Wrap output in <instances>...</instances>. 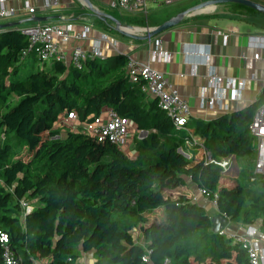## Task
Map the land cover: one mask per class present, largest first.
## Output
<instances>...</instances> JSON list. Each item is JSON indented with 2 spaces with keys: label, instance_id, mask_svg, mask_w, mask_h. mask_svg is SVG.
Segmentation results:
<instances>
[{
  "label": "trees",
  "instance_id": "1",
  "mask_svg": "<svg viewBox=\"0 0 264 264\" xmlns=\"http://www.w3.org/2000/svg\"><path fill=\"white\" fill-rule=\"evenodd\" d=\"M28 44L17 28L0 33V233L21 264H77V248L92 253L93 264H250L245 250L212 232L206 209L178 190L192 182L221 215L259 223L264 235V176L255 173L250 131L261 101L177 130L129 82L124 56L89 59L82 69L60 61L39 66L36 57L22 59ZM107 109L147 133L136 137L133 156L85 132ZM69 113L76 119L65 123ZM74 121L80 128L57 138L56 126ZM233 157L240 174L227 185L219 163ZM33 200L38 205L25 212L23 201ZM159 209L160 223L147 228ZM3 250L0 243V264Z\"/></svg>",
  "mask_w": 264,
  "mask_h": 264
},
{
  "label": "crops",
  "instance_id": "2",
  "mask_svg": "<svg viewBox=\"0 0 264 264\" xmlns=\"http://www.w3.org/2000/svg\"><path fill=\"white\" fill-rule=\"evenodd\" d=\"M50 1L52 4L48 6L49 0H7V4L16 10V14L3 25L11 24L13 25L12 27L18 29L37 24H56L62 27L72 24L73 31L77 34L84 33L86 28H88L86 36L83 39H72L67 44L61 42V46L66 52L68 58H70L74 47L81 46L85 50H89L94 43L101 40L102 50L106 59L121 55L127 57V60L133 59L142 63L150 62L152 68L163 73L168 82L179 91L180 95L187 99L191 107L192 115L189 123L208 121L219 115L238 111L254 102L261 101V104L263 103L264 61L256 60L254 55L256 53L264 55V51L261 49H252L249 46V37L264 35V15L255 10L254 11L257 13L252 12L250 10L251 8L247 6L238 3H222L215 6H207L197 12L187 15L179 25L161 33L151 40L142 41L122 35L115 29V27L110 25V23H112L111 21H102L97 15L92 13L85 0H58L59 2L57 5L53 4V0ZM87 1L95 9L116 18L114 14L110 13L111 11H118L113 7L116 4V0ZM183 1L187 0H181L172 5H160L159 2L152 1L149 3L148 9L151 5L152 8H161L162 6L172 7ZM194 1L195 3H193ZM206 1L210 0H192V4L176 6L171 12H167L155 23H149L150 26L145 28L158 27L171 18L176 17L178 14ZM250 1L264 5V0ZM238 5L243 6V8L241 7L242 10L251 12L256 16L242 18L239 16L228 15L229 12L236 13L241 10ZM28 8H34L35 12L30 14ZM130 15L132 17L131 21L135 24H140L141 20H144L141 13ZM145 17V19H147L148 16ZM121 22L124 25H131V22ZM109 27L114 30H110ZM136 31H138V29H136ZM145 34L146 33L142 30L138 32L139 36ZM158 39L162 41L163 49L168 55L167 57H160L157 55L155 61H150L151 52L154 50V43ZM193 50H197L199 54H192ZM205 50L209 51L211 54L209 65L203 64L202 61L201 52ZM211 68H215L218 76L223 80L222 88L226 89V100L221 105H217L214 109L205 110L201 108V98L205 89L209 87L208 75ZM228 79H231L236 83L245 81V89L240 101H234L231 99L232 90L226 87V81ZM208 94L212 95L213 89H209ZM146 96L150 101H154L149 95ZM227 105L229 106V110H225ZM76 122L77 121L67 123L69 125L68 128L72 129V127H74L75 130L80 128L75 127ZM58 132L59 135L57 138L65 139L66 132L61 130ZM130 134L134 135L132 140L129 139ZM146 135L145 132L139 131L137 128L134 131L130 130L127 138L128 148L126 149V152L128 153L129 151H132L131 149H134L137 136L141 139ZM192 147V144H187L186 146L184 154L188 159L193 155ZM133 155V153L129 154V156ZM256 158L255 151L253 159L256 160ZM231 170L233 171L231 168L228 172ZM223 175L227 177L229 176L226 175V173ZM232 179H236V177H233ZM178 193L187 194L204 208L206 201L209 200L208 197L200 194V189H198L192 182H188L185 187L179 188ZM156 212L157 215L153 216L148 223L145 224L147 228L154 223H160L162 210L159 209ZM219 215L221 214L217 210L213 217ZM212 219L213 218L211 217V220ZM251 226H259L260 228L259 223L256 225L235 223L233 225L232 221L228 222L226 228L229 232L242 233ZM261 233L260 230L259 239L264 241V235ZM133 235L135 239L139 241L138 243L143 246L146 245L144 235L139 229H134ZM80 254V258L76 261L77 264L94 263L92 253H84L80 249ZM87 259L90 260L87 262ZM42 264H46V262Z\"/></svg>",
  "mask_w": 264,
  "mask_h": 264
},
{
  "label": "built area",
  "instance_id": "3",
  "mask_svg": "<svg viewBox=\"0 0 264 264\" xmlns=\"http://www.w3.org/2000/svg\"><path fill=\"white\" fill-rule=\"evenodd\" d=\"M152 1L159 2L160 5H172L181 0H116L113 6L120 12L128 14L141 13L147 16L148 5ZM58 0H53V4L57 5ZM52 4L49 0L48 6ZM28 12L33 14L34 8H28ZM16 14V10L7 4V0H0V26L6 21L12 19ZM5 30V29H4ZM3 30H0V33ZM18 31L27 37L29 44L28 47L22 52V59H27L31 55L38 60L46 63L51 61H60L66 64H72L77 69H82L83 64L89 59L105 60V54L102 50V41H97L93 44L91 49L85 50L81 46L73 48L70 58L67 57L66 52L61 46L69 43L72 39L81 40L86 36V31L77 34L73 31V25L59 26L56 24H37L33 26L18 28ZM249 46L252 49H261L264 51V35H255L249 37ZM192 54H199L197 50H193ZM157 55L160 57H167L168 53L164 51L161 40H156L154 43V50L151 52L150 61H155ZM203 64L209 65L211 61V54L205 50L201 52ZM256 60H263L264 55L256 53L254 55ZM126 73L129 82L139 83L142 92L149 95L156 101L160 110L170 117L177 130L183 129L189 124L191 119V107L179 91L171 85L163 73L155 70L148 63H142L133 59H128ZM222 78L218 76L215 68H211L208 75V88L201 98L202 109H214L217 105H221L226 100V89L222 88ZM245 81L236 83L228 79L226 87L232 90L231 99L240 101L243 91L245 89ZM209 89H213V94L209 95ZM229 110V106L225 107ZM68 119L75 120L76 116L69 113L65 123ZM133 123L129 118L120 116L113 110H105L103 114L91 118L85 124L84 130L86 133L92 135L97 142L106 143L110 142L116 145L123 151L128 148V136L130 127ZM251 135L255 138V173L264 176V99L263 103L257 110L253 122L250 126ZM222 167L223 174L227 173L232 168V158H228L219 163ZM200 194L207 197L208 194L205 190L200 189ZM216 206V200L212 201ZM25 212L32 211V207L28 202L22 203ZM259 226H251L242 233L229 232L226 227L221 229L217 234L230 240L233 244L239 245L246 251L250 264H264V245L259 239ZM8 236L5 233H0V243L2 244L4 264H21L20 256L8 244ZM150 254V251H148ZM69 262L72 259L68 260ZM144 262L148 263V257H144ZM164 264H171L169 259H166Z\"/></svg>",
  "mask_w": 264,
  "mask_h": 264
},
{
  "label": "water",
  "instance_id": "4",
  "mask_svg": "<svg viewBox=\"0 0 264 264\" xmlns=\"http://www.w3.org/2000/svg\"><path fill=\"white\" fill-rule=\"evenodd\" d=\"M85 1L89 5L92 13L97 15L102 21H104V22L111 21L112 23L115 24V29L118 32H120L122 35L129 37V38H132V39H137V40H142V41L151 40L152 38L160 35L161 33L179 25L181 23V21L187 15L192 14L194 12H197V11L207 7V6H215V5L222 4V3H238L241 5L247 6L251 9L257 11L258 13H261L264 15V5L257 3V2H254V1H250V0H210V1L203 2V3H201L195 7L188 9L185 12L178 14L176 17L171 18L170 20L164 22L163 24H161L158 27H155V28H134V27L129 26V25H124L121 21H119L118 19H116L112 15H109L107 13H103V12L95 9L87 0H85ZM43 20H46V19H43ZM12 26L13 25H11V24L1 25L0 30H4V29H7V28L12 27ZM136 29H138V31H136ZM140 30L144 31L146 34L143 36H139L138 32ZM232 169L238 175L239 165H238L235 157L232 158ZM229 174H230V172L226 173V175H229ZM230 221L231 220H229L227 217H225L223 215H219V216L213 218L212 219V232L214 234H217L221 229L226 227L228 222H230Z\"/></svg>",
  "mask_w": 264,
  "mask_h": 264
},
{
  "label": "rangeland",
  "instance_id": "5",
  "mask_svg": "<svg viewBox=\"0 0 264 264\" xmlns=\"http://www.w3.org/2000/svg\"><path fill=\"white\" fill-rule=\"evenodd\" d=\"M191 1L192 0L183 1V2H181V3H179V4L175 5V6H172V7L162 6L161 8H152L151 7L152 5H151L150 8L147 10V16H148L147 19H145L146 18L145 15L141 14L144 17V20H141L140 24H135L134 22H132L131 21L132 20L131 19L132 18L131 15L126 13V12H120V11H117V12H113V11L110 12L109 11V12L114 14L119 21H124L125 23L131 22V25L129 24L130 26L145 28V27L150 26L149 23H155L158 19H160L162 16H164L167 12H171L176 6L186 5V4H190V3L192 4ZM193 3H195V1ZM228 15L237 16V17L239 16V17H242V18L249 17V16L250 17H255L256 16L255 14H253L251 12H248V11H245V10H242V9L239 10L238 12H236V13L229 12ZM110 25L115 27V25L113 23H110ZM33 58H34V56L31 55L28 58V60L32 61ZM124 58L127 60V57H124ZM37 63H38L39 66L43 65V62L40 61V60H38ZM17 103H18V98L13 99L12 102L10 103L11 107L15 106ZM79 126H80V123L77 121L76 124H75V127H79ZM68 127H69L68 124L63 125V126L62 125H58V126H56V129L58 131L61 130V131L67 132L69 130ZM72 129L75 130L74 127H72ZM130 130H132V131L136 130V126L135 125L131 126ZM133 138H134V135L130 134L129 139L132 140ZM131 150L132 151H129L128 154H131V153L135 154L136 153V150H134V149H131ZM253 170L254 169H252V172H253ZM239 174H240V167H239ZM239 174L237 175L235 173V171L233 172L231 170L229 176L227 177L228 180H225L226 181L225 183L227 185L233 184L234 181L232 180V178L236 177V179H238L239 178ZM230 177H232V178H230ZM30 204H31V207L34 208V207H36L38 205V202L36 200H33V201L30 202ZM205 209L208 212L209 216H211L212 218H215V217H213V215L217 212V207L214 205V203L212 201H210V200L206 201ZM155 215H157V213ZM234 224H235V222H233V225ZM261 234H263V233H261ZM260 241L262 243H264V241H262V240H260ZM77 249H78V252L80 253V249L79 248H77ZM89 260L90 259H87V262Z\"/></svg>",
  "mask_w": 264,
  "mask_h": 264
}]
</instances>
